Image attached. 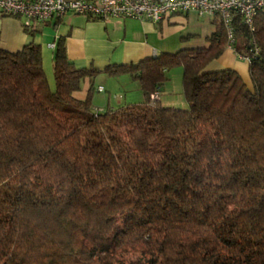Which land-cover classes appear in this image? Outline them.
I'll return each instance as SVG.
<instances>
[{
    "label": "trees",
    "instance_id": "obj_1",
    "mask_svg": "<svg viewBox=\"0 0 264 264\" xmlns=\"http://www.w3.org/2000/svg\"><path fill=\"white\" fill-rule=\"evenodd\" d=\"M213 23L206 48L105 68L143 96L114 109L92 85L74 98L99 72L62 43L53 88L39 45L0 47V264H264V12L233 19L252 92L210 69L227 42ZM175 68L182 110L160 103Z\"/></svg>",
    "mask_w": 264,
    "mask_h": 264
},
{
    "label": "crops",
    "instance_id": "obj_2",
    "mask_svg": "<svg viewBox=\"0 0 264 264\" xmlns=\"http://www.w3.org/2000/svg\"><path fill=\"white\" fill-rule=\"evenodd\" d=\"M213 21L214 19L200 17L194 12L173 14L157 24L118 18L102 21L66 13L59 18L33 22L31 25L34 31L29 33L23 26L24 18L0 13V47L8 52H16L30 42L39 45L43 70L53 88L52 62L56 46L62 43L67 59L75 68L99 72L93 78L83 80L80 90L73 94L74 98L85 99L89 86L95 87L94 83L100 82L96 87H104L102 93L105 90L112 91L118 98L111 99L109 95H105L102 105L93 106L100 109L109 106L114 109L125 104V95L121 96L120 91L128 90L130 83L117 80L119 75L103 72L105 68L134 64L162 53L174 54L185 49L206 48L216 29ZM210 69L235 72L246 89L253 91L248 71L249 62L239 58L233 50L225 47L221 56L211 63ZM177 87H181V71L175 69L168 73V81L160 90L162 106L180 109L186 107L181 89L178 90Z\"/></svg>",
    "mask_w": 264,
    "mask_h": 264
},
{
    "label": "built area",
    "instance_id": "obj_3",
    "mask_svg": "<svg viewBox=\"0 0 264 264\" xmlns=\"http://www.w3.org/2000/svg\"><path fill=\"white\" fill-rule=\"evenodd\" d=\"M189 12L218 18L226 35V47L234 51L233 19L239 17L243 25L253 30L254 19L264 12V0H0V13L24 18L26 28L33 22L59 18L66 13L102 21L118 18L157 24L173 14ZM251 52L257 54L258 48L253 45ZM237 56L248 60L246 56ZM98 90L101 92L102 88Z\"/></svg>",
    "mask_w": 264,
    "mask_h": 264
},
{
    "label": "rangeland",
    "instance_id": "obj_4",
    "mask_svg": "<svg viewBox=\"0 0 264 264\" xmlns=\"http://www.w3.org/2000/svg\"><path fill=\"white\" fill-rule=\"evenodd\" d=\"M175 69H176V71H181L180 68H175ZM175 69H173V70H175ZM173 70H171V71H173ZM119 79L124 80V81H129V83H130V87H128V90L120 91L121 96L125 95V104L141 103L143 100H142V93H141L138 82H134L133 80H131V78L127 74L119 75L117 80H119ZM98 84H101V83L100 82L94 83L95 91L92 95V104L93 105H102L103 104V97L105 95L106 96L109 95L111 99L115 98V97L118 98L117 94L113 93L112 91L109 92L108 90H105L104 93H102V91L100 92L98 90V87H96ZM101 88H104V87H101ZM177 89L180 90L181 87H177Z\"/></svg>",
    "mask_w": 264,
    "mask_h": 264
}]
</instances>
